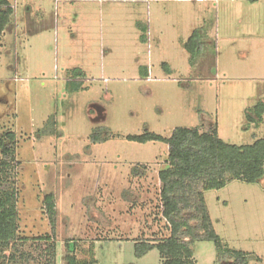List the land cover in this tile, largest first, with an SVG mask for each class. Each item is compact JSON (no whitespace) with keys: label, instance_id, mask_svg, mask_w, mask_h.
<instances>
[{"label":"rangeland","instance_id":"rangeland-1","mask_svg":"<svg viewBox=\"0 0 264 264\" xmlns=\"http://www.w3.org/2000/svg\"><path fill=\"white\" fill-rule=\"evenodd\" d=\"M9 1L0 132L16 133L20 233H49L42 206L52 193L55 264H64L68 237L80 249L94 242L98 264H161L156 249L136 257L134 245L169 234L158 177L167 146L125 136L216 125L231 144L264 137V112L256 114L264 106V0ZM194 30L201 43L191 57L184 43ZM73 67L85 72L74 80L86 89L69 94ZM96 126L110 132L106 141L90 140ZM204 199L222 242L259 258L248 264H264V177L232 180ZM29 238L23 249L45 250L46 242ZM194 252L198 264L215 258L211 242H197Z\"/></svg>","mask_w":264,"mask_h":264},{"label":"trees","instance_id":"trees-1","mask_svg":"<svg viewBox=\"0 0 264 264\" xmlns=\"http://www.w3.org/2000/svg\"><path fill=\"white\" fill-rule=\"evenodd\" d=\"M14 14V7L9 0H0V34L10 24ZM141 40L147 37L141 33ZM200 35L194 30L184 43V48L193 57L200 49ZM165 70L171 72L166 63H162ZM140 73L147 76L146 67L140 66ZM68 81L64 83L67 93H75L86 89L81 81L74 80L84 72L78 68L68 71ZM256 107L258 120L264 112V106ZM51 119V118H50ZM49 119V120H50ZM247 119H250L247 115ZM48 120V121H49ZM50 127L54 125L50 121ZM104 126H96L90 134L93 143L106 141L110 132ZM107 132V133H106ZM104 133L103 136H101ZM128 141L146 143L150 141L163 142L167 146L166 166L159 173V202L160 214L165 220L169 234L162 238H142L135 242L136 257L145 255L156 249L161 264H198L194 247L197 242H211L215 248V258L212 264H248L251 258L258 257L228 247L215 232L208 208L204 199V192L219 189L232 180L246 183H257L264 177V137L249 144H231L224 141L218 134L217 126L173 128L170 136L164 137L154 132L128 134ZM16 133L12 129L0 132V264H55L57 245L55 241L56 221L53 194L43 199L45 213L50 231L44 235L24 236L19 229L18 216V186ZM136 174L139 169L133 168ZM31 239L47 243L45 250L36 256L34 252L21 246ZM77 239L65 238L64 264H98L94 256V242L87 248L80 249ZM37 246V245H36ZM80 249V250H79ZM81 251L83 257L77 256ZM44 253V255H43Z\"/></svg>","mask_w":264,"mask_h":264},{"label":"crops","instance_id":"crops-1","mask_svg":"<svg viewBox=\"0 0 264 264\" xmlns=\"http://www.w3.org/2000/svg\"><path fill=\"white\" fill-rule=\"evenodd\" d=\"M146 42V41H145ZM73 68H77V67H73ZM78 69H80V68H78ZM82 70V69H81ZM84 72V71H83ZM140 72V71H139ZM85 73V72H84ZM144 77H147V76H144ZM66 92V91H65Z\"/></svg>","mask_w":264,"mask_h":264}]
</instances>
